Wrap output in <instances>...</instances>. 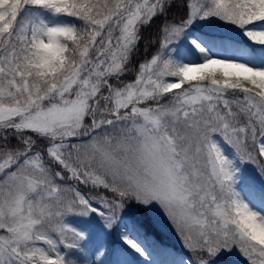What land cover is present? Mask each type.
Returning <instances> with one entry per match:
<instances>
[{"label":"snow or ice","instance_id":"6c2138e0","mask_svg":"<svg viewBox=\"0 0 264 264\" xmlns=\"http://www.w3.org/2000/svg\"><path fill=\"white\" fill-rule=\"evenodd\" d=\"M0 264H264V0H0Z\"/></svg>","mask_w":264,"mask_h":264},{"label":"rangeland","instance_id":"374dc122","mask_svg":"<svg viewBox=\"0 0 264 264\" xmlns=\"http://www.w3.org/2000/svg\"><path fill=\"white\" fill-rule=\"evenodd\" d=\"M173 10L176 12L175 9ZM174 12L170 13L169 15H175ZM130 78L131 76L129 79ZM254 167V165L248 166L247 175L250 177L255 176V173L253 172ZM130 204L131 201L127 202L123 211V215L127 218L128 222L136 221L135 217L139 218L140 215L138 210L132 208ZM141 207L147 211L150 221L154 224V228L158 231L156 237L150 235L147 236V243L150 245H155L158 250H163L170 253L171 256L168 257L169 259H179L182 255H186L187 251L183 248L182 241L180 240L178 233L172 227L171 223L166 221V219L162 217L155 208H152L151 206Z\"/></svg>","mask_w":264,"mask_h":264},{"label":"trees","instance_id":"16d2710c","mask_svg":"<svg viewBox=\"0 0 264 264\" xmlns=\"http://www.w3.org/2000/svg\"><path fill=\"white\" fill-rule=\"evenodd\" d=\"M174 12V10H173ZM175 13V12H174ZM172 16V15H170ZM157 24H159V21H157ZM155 27L156 25L154 24L152 26L151 29H149L146 33H145V36L148 37V36H152V37H155L156 36V33H155ZM144 47H143V44L141 45L140 47V55L136 57L137 60H141V59H144ZM150 54V53H149ZM136 204V203H135ZM131 205H134V202L131 201ZM135 210H138L139 212V218H137L138 222L140 224L143 225V228H142V232L146 230L147 232V235H151V236H155L157 235L158 231L154 228V224L150 221L149 219V214L147 213V211L142 208L140 205H137L134 207ZM157 240V239H156Z\"/></svg>","mask_w":264,"mask_h":264}]
</instances>
